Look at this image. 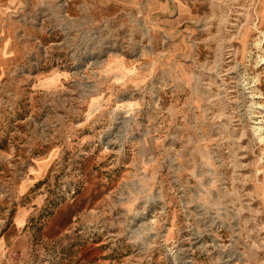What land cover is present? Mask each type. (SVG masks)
<instances>
[{
  "label": "rangeland",
  "instance_id": "rangeland-1",
  "mask_svg": "<svg viewBox=\"0 0 264 264\" xmlns=\"http://www.w3.org/2000/svg\"><path fill=\"white\" fill-rule=\"evenodd\" d=\"M118 1L0 0V264H264V0Z\"/></svg>",
  "mask_w": 264,
  "mask_h": 264
},
{
  "label": "crops",
  "instance_id": "crops-1",
  "mask_svg": "<svg viewBox=\"0 0 264 264\" xmlns=\"http://www.w3.org/2000/svg\"><path fill=\"white\" fill-rule=\"evenodd\" d=\"M112 1H114L115 3H120L118 0H112ZM121 1H122L121 2L122 5H123L124 2H127V3L129 2V6H131V5H135V3H136L135 1H138V0H121ZM34 203H35V205H41L42 201L36 200V201H34ZM69 205H64V206H61L60 208H58V210H57L58 212L53 217L56 218L59 215L64 220V218H68L70 215H72V213H74L75 217H76L78 213L81 214L83 212L82 208H80L79 206L75 205L73 207V205H71V206H69ZM20 217H21V215H20ZM70 217H72V216H70ZM56 220H57V218H56ZM56 220L54 221L53 218L50 220V222L48 223V227H47L48 230H49V228H51V224H53V223H54V225H58L59 224V223H57L58 221L56 222ZM22 221L24 222V218H23V220L19 219L18 223H20Z\"/></svg>",
  "mask_w": 264,
  "mask_h": 264
},
{
  "label": "bare ground",
  "instance_id": "bare-ground-1",
  "mask_svg": "<svg viewBox=\"0 0 264 264\" xmlns=\"http://www.w3.org/2000/svg\"><path fill=\"white\" fill-rule=\"evenodd\" d=\"M259 9V8H258ZM184 10V9H183ZM260 10V9H259ZM249 33V32H248ZM246 34V33H245ZM247 39V38H246ZM60 223V222H59Z\"/></svg>",
  "mask_w": 264,
  "mask_h": 264
}]
</instances>
